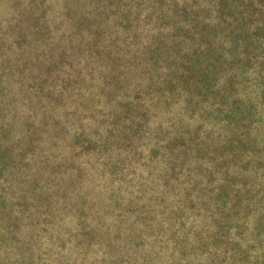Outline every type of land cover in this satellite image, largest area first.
Returning <instances> with one entry per match:
<instances>
[{"label":"trees","instance_id":"trees-1","mask_svg":"<svg viewBox=\"0 0 264 264\" xmlns=\"http://www.w3.org/2000/svg\"><path fill=\"white\" fill-rule=\"evenodd\" d=\"M83 1L86 0L61 2L69 30L66 41L52 39V33L42 18L48 8L45 0H31L20 15V22L25 24L23 35L8 44L0 43L2 47L5 45L3 49L7 53L19 50L18 55L26 65L11 64L7 57L0 55V115L3 107L11 105L4 79L12 71L22 75L32 69L41 73L62 68L66 63L71 66L68 61L79 52L81 57L85 54L91 60L90 65L99 80L98 94L91 98L87 108L92 123L90 135L73 133L69 139L58 138L59 129L51 128L48 144H34L36 140L32 136L36 128L33 122L25 120V131L29 136L22 154L27 152L34 160L44 156L51 147L57 148V137L67 154L62 155L61 162L56 160L54 166L49 164V175H52L55 185L64 184L60 191L65 194V188L75 190L89 174L86 168L74 164L73 159L81 153L110 161L109 157L115 152L118 157V152L127 151L133 160L110 162L112 175L122 177L128 186H133L134 181L141 179L135 177L136 165H142L146 167L147 175H156L157 180L170 185L174 176L166 171L154 172L151 166L161 149L177 147L185 155L193 152L195 156L207 157L209 147L215 145L212 153L220 162L214 171L206 174L208 179L201 189L204 194L199 198L201 203H204V197L207 198L205 211L208 222L195 231L190 252L199 264H264V191L252 193L251 186L248 188L243 180L245 176L234 167L243 159L245 166L254 164L247 167L248 176H254L264 189V135L254 133L262 116L258 104L264 106V0H95V10L91 12L84 11ZM103 1L107 2L106 5L102 4ZM144 12L154 15V31H146L149 34H144L143 43L137 50L140 55L144 54V59L140 60L144 65L149 62L151 67L157 66L156 76L162 77L161 86L149 79L140 89V94L131 100L115 99L120 76L114 72L117 58L111 57L110 62L103 65L104 57L99 56L98 51H91L95 45L92 42L94 38L89 37L83 42L80 51L67 41L74 35L82 39L109 30L121 37L123 32L116 31V27L122 24L131 30L129 25L133 22L132 31L126 37L134 41L136 24L140 21L138 17L144 15V26L149 21H146ZM33 45L39 51L34 60H29V49ZM103 53L109 56L111 51ZM250 88L256 91L254 97L249 95ZM39 91L43 90L40 88ZM150 92L160 97L170 92L172 96L169 95L168 99L172 102L184 96L182 111L188 115L187 121L179 117V132L173 136L162 134L159 127L151 128L149 125L147 102L150 99L145 102L142 95L148 97ZM42 96L59 104L62 94L52 97L49 91H43ZM215 119L223 134L219 141L212 137L209 129ZM70 152L73 154L69 156ZM30 159L25 160L28 162L25 166L33 162ZM45 162L47 160L44 159ZM21 163L22 155L0 147V179L6 173L16 171V164ZM30 184L32 189L21 197L20 208L33 207L47 198L45 196L42 200L38 184ZM257 194H261V198H257ZM9 206L7 194L0 186V209L7 210ZM138 209L137 213L141 215L143 212L140 207ZM107 213L103 210L98 215L96 211L90 217L99 222ZM147 213L145 211L144 216ZM78 218V228L71 238L73 246L79 248L74 257L65 258L60 241L55 245L51 242L47 251L50 254L45 260L40 258L45 256L44 252L39 255L37 251L34 260V254L28 257L29 264H136L132 257L125 255L121 258L104 248L98 251L99 255L94 252L92 249L99 241L100 232L91 224L92 219L87 221L85 214L78 215ZM170 219L172 224L178 220L180 227L184 224L180 217ZM109 230L106 225L101 236L105 238ZM51 235L53 240L58 237L56 233ZM133 246L136 249L141 244L133 243ZM185 247L179 245L178 260L174 264L187 260L189 249Z\"/></svg>","mask_w":264,"mask_h":264},{"label":"rangeland","instance_id":"rangeland-1","mask_svg":"<svg viewBox=\"0 0 264 264\" xmlns=\"http://www.w3.org/2000/svg\"><path fill=\"white\" fill-rule=\"evenodd\" d=\"M30 2L31 0H0V43L8 44L16 40L19 35H23L25 24L20 22V15ZM61 2L62 0H45L48 8L42 18L52 33V39L66 41L69 30L64 21ZM93 2L95 0L83 1L85 12L95 10ZM106 3V1L102 2L103 5ZM143 14L147 18L146 21H149L144 26V15L138 17L140 21L136 24L137 37L134 41L126 37L129 31H132L134 22L129 25L131 30H128V27L125 29L122 24L116 27V31L123 32L121 37L109 30L82 39L74 35L67 41L80 51L83 42H86L89 37L94 38L92 42L95 45L91 51L96 53L98 51L99 56L104 57L103 65L108 64L111 57L117 58L114 72L120 76L116 84L115 99L131 100L133 96L140 94V89L144 88L149 79L161 86L162 77L156 76L159 71L156 69L157 66L151 67L149 62H145L144 65L140 61L144 59V54L140 55L137 50L138 45L143 43L142 38L146 31L151 33L154 31L152 29L155 24L154 15L145 12ZM133 21L137 22L136 19ZM113 28L115 30V24ZM61 35L64 38H60ZM111 41L114 42L113 46H111L112 43L110 44ZM3 48L5 45L3 47L0 45V55L7 57L11 64L26 66L24 59L18 55L19 50L15 49L11 54L5 52ZM29 50L28 58L34 60L39 49L33 45V48ZM108 50L111 54L104 56L103 52H109ZM90 61L85 54L81 57L78 52L73 60L68 61L71 66L66 63L62 68L41 73L32 69V71H25L22 75L12 71L14 73L6 75L4 79L11 105L3 107L1 111L0 147L12 154L22 155L23 163L16 164V171L6 173L0 179L1 189H4L7 194L10 205L7 210L0 209V264H29L28 257L34 254L32 256L34 260L37 251L39 255L44 252L45 256L40 258L45 260L50 254L47 252L51 248L49 244L51 242L54 245L59 244L58 241L63 246V253L65 252V256H62L74 257L79 248L73 246L71 238L78 228V215L82 213L85 214L87 221L91 222L92 219L91 224L97 226L100 232L99 241L92 249L98 255V251L101 252L104 248L107 252H112L121 258L132 257L136 264H174L178 260L179 245H183L189 250L186 254L187 260H182L181 264H199L198 260L193 259L194 255L190 252V247L193 244L195 231H199L202 225L208 222V214L205 211L207 198L204 197V203H201L199 198H202L204 194L201 189L208 179L206 174L214 171L215 165L220 162L212 153L214 150L212 147L215 145L209 147L207 157L195 156L193 152L185 155L177 147L161 149V153L153 160L151 166L154 172L166 171L169 175L171 174V177L174 176L171 186L157 180L156 175H147L146 167L142 165H136L135 177L141 179L134 181L133 186L132 184L128 186L122 177L112 175L110 162L124 159L127 163L133 160L132 154L127 151L118 152V157L115 152L116 154L109 157L110 161L82 153L76 155L73 159L74 164H79L89 172L84 182H79L73 191L65 188V194H61L60 191L64 184L57 186L53 183V177L49 175L51 170L49 164L51 167L54 166L56 160L61 162L62 155L67 154L64 152L63 143L58 141V138L69 139L73 133L90 135L92 129L87 108L91 98L98 94L99 80L93 72ZM40 88L44 92L49 91L52 97L61 93V102L57 104L53 100L49 102L44 99L43 91H39ZM151 92L148 97L142 95V100L145 102L150 99L147 102L149 125L151 128L159 127L162 134L173 136L179 132V117L184 122L187 121L188 115L186 116L182 111L184 96L172 102L168 99L169 95L172 96L170 92L161 94L162 97ZM255 93L253 88L249 89L251 97H254ZM258 111L262 116L254 133L262 136L264 135V106L258 104ZM25 120L33 122L36 128L35 135L32 136L36 140L34 144H48L51 128L59 129V137H55L57 148L51 147V151L45 152L44 156L36 157L35 160L30 159L31 154L27 152L22 154L23 145L29 136L25 131ZM211 125L209 129L212 131V137H215L217 141L221 140L223 137L221 125L216 119ZM71 154L73 152L68 155ZM28 159L33 162L25 166L28 163L25 160ZM44 159L47 162L44 163ZM243 161L244 159L237 161L234 167L237 171L240 170L242 176H245L243 180L246 186L248 188L251 186L252 193L261 189L264 191L262 186L258 185V181L254 180V176H248L247 167L250 168L254 164H250V167L245 166ZM30 182L38 184L37 189L41 190L42 200L45 196L47 198L33 207L27 206L23 209L18 203L21 202V197L32 189ZM257 198H261V194H257ZM262 206L264 207V202ZM136 207L141 208L143 212L141 215L137 213L139 209ZM103 210L108 212V215L103 217L104 219L101 216L99 222L90 217L94 216L93 213L96 211L100 215ZM145 211L148 212L146 216H144ZM171 217L174 219L180 217V220L184 222L183 226L180 227L178 220L172 224ZM106 225L110 230L104 238L101 236V231ZM55 233L58 237L53 240L51 234ZM133 243L141 244V247L135 249ZM106 244L107 247H105Z\"/></svg>","mask_w":264,"mask_h":264}]
</instances>
